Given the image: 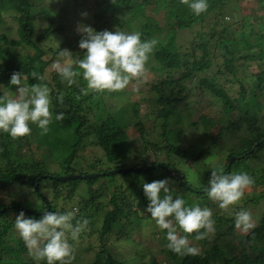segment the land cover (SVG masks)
<instances>
[{
	"label": "trees",
	"instance_id": "1",
	"mask_svg": "<svg viewBox=\"0 0 264 264\" xmlns=\"http://www.w3.org/2000/svg\"><path fill=\"white\" fill-rule=\"evenodd\" d=\"M257 1L260 5L259 9L264 10V0ZM230 2L232 1L208 0V10L200 16H195L187 5L180 3V0H100L96 7L93 6L95 11H93L91 25L97 31H114L115 29L125 32L139 31L142 33V40L154 39L156 41L146 68L150 67L159 75L158 79L151 84L152 90L156 93V103L159 106L157 119L162 118L167 123L172 115L180 116L181 111L186 112L187 108H191L187 102L191 91L187 87V82H192L203 90L208 89L220 98L227 112L237 110L240 113L236 121L230 122L228 126L242 129V122L245 121L249 130H257L259 122L264 119L261 117V110L264 108V16L252 19L251 15H247L241 20L238 29L228 20L236 16V10L233 5H230ZM35 6L34 0H0V23L4 22L3 14L6 13L17 24L15 35L11 32V37L7 33L10 27L0 31V94L9 96L13 94L12 97L16 95L17 86L13 85V88H7L13 73H22L29 86L46 84L51 90V111L54 115L62 113L63 119L53 120L46 135H41L40 129L36 125H30L37 139L43 140L49 145L50 140H55L54 134L57 138L68 136L57 140L74 138L76 141L74 145L78 147L82 140L93 137L106 152L107 159L112 163L117 162L124 156L128 148H131L128 146L129 136L126 130L129 121L121 119V122H118L116 118H113L111 112L106 110L107 105L111 106L113 101L108 102L107 96H102L104 93L87 90L86 81L82 77H77L76 83L71 86L66 82H61L60 76L55 71H50L48 77L51 59L45 58L46 48L41 43L43 40L50 39L53 33L61 31L64 25L55 26L54 14L48 9L41 8L38 13H35L37 15H34L32 10ZM39 16L47 18L49 23L47 27L40 30L38 35H35ZM160 17L162 19H159ZM196 26L198 28L194 31L189 45L183 48L177 42L178 32L191 30ZM38 29H40L39 26ZM83 52L84 50H81L78 53L77 59L83 58ZM252 66H256L257 69L253 71ZM39 76H44L45 79L39 80L37 78ZM235 84H238L239 87L234 95L230 92V88L232 89ZM1 86L6 90H1ZM91 111L93 118H96L94 121L89 119ZM105 112L108 114L106 115ZM126 112L128 111L119 112L117 118H120V115L125 117ZM136 118L138 119V115ZM135 126L140 127L141 135L151 149L160 148V144L156 141L145 139L140 120L135 123ZM25 137L29 138V135ZM171 139L173 140V138ZM258 141H261L259 145L256 144ZM18 143H21L20 138L13 140L7 133H0V184L2 186H12L13 182L19 181L34 188L36 180L41 175L56 176L55 173L45 172L46 161L33 158L25 159L22 146ZM251 144L249 148L244 147L245 151L237 152L236 161L243 159L244 166L240 169L239 165L236 172H246L254 180L252 185L257 187L264 185V158L259 165H255L249 159L255 156L257 150L264 145L263 137ZM166 148L174 154L188 155V151L179 148L176 141L171 142ZM233 155L230 154L229 157ZM73 157L69 154L62 158L63 163L68 164L67 168L71 167L69 164ZM235 162L231 164L230 170L228 169L229 158L226 164L223 162L222 167L225 173H232L233 166L236 165ZM158 171H161L162 175ZM69 172L70 169L67 173ZM123 174H135L136 176L145 174L147 176H144L143 181L136 179L129 184L123 183L120 189L117 188L119 192L111 197L110 211L105 214L101 228L96 227L95 215L101 211L102 201L97 207L94 206L92 215H78L73 220L75 225L77 221L87 219L85 234H96V243L100 242L98 248L87 249V251L92 250L95 253L90 264H125L123 260L118 259L109 251V235L115 229L118 234L117 239L120 240L123 237L124 228L122 225H130L133 223L131 218L138 217L142 212L149 216L145 211L148 201L142 190L144 182H151L167 176L173 182L172 194L174 196L183 195L182 198L186 199L187 196L178 191L186 190L184 192L192 195L196 192L193 187L184 186L179 178L158 165L153 169ZM184 178L188 183L185 175ZM46 179L58 181L47 176L41 183ZM89 181L92 182L93 179H89ZM107 188L109 187L97 189L100 198L105 197ZM66 190L67 197L73 196L77 187H68ZM40 192L46 198L42 199L44 201L42 210L65 212L63 207L56 209L41 189ZM92 193L93 191H91ZM36 194L41 199V195L38 192ZM199 198L201 200L198 201V205L202 208L213 207L211 204L213 202H206L202 196ZM251 200L253 202L264 200V190L256 193ZM46 202L49 203L50 210H47ZM92 204L88 199L84 202L83 207L89 210V208H94ZM3 207L6 209L1 211ZM21 208L19 203L14 202L0 205V264H35L33 260L23 254L21 246L24 244L18 245V240L21 238L14 227L15 219L6 218L10 209L24 211ZM24 212L27 215L26 211ZM41 215L42 213H33L28 216L39 219ZM212 218H216L218 223H221L219 225L224 224L227 227L225 232L217 235V240L228 232L236 230L234 217L213 214ZM261 220L263 222H259L247 234L241 235L240 239L244 242L242 257L232 254L228 256L224 247H221L217 241L209 248H203L196 256L178 255L168 248L164 250L165 256L175 264H218V261L225 264H264V219ZM165 237L166 230H164L163 241L167 245ZM188 238L195 239V233L189 235ZM207 241L208 239L205 238L198 242ZM249 249L252 250V253L248 252ZM81 251H78L79 254L82 253ZM78 257L79 255L74 256L72 264H75ZM149 264L161 263L153 258Z\"/></svg>",
	"mask_w": 264,
	"mask_h": 264
},
{
	"label": "rangeland",
	"instance_id": "2",
	"mask_svg": "<svg viewBox=\"0 0 264 264\" xmlns=\"http://www.w3.org/2000/svg\"><path fill=\"white\" fill-rule=\"evenodd\" d=\"M98 1L100 0H34L36 4L32 10L34 15H37L35 13H38L41 8H45L54 14L55 26L60 24L64 25L61 31L53 33L50 39L43 40L41 43L42 46L46 48L45 58L48 60L51 59L47 74L48 77L50 76V71H55L52 68V64L60 59L58 56L59 47L61 50L68 49L72 52L71 58L74 61L77 59L78 53L81 52L78 46L81 36L76 31L77 23L80 22L91 25L93 11H95L93 6L96 7ZM231 1L230 5H233L236 10V16L228 20L238 29L241 20L245 16L251 15L252 19H258L264 16V10L259 9L260 5L257 0ZM254 11H256L255 13H257V15H255ZM84 12L88 13L87 17L82 16ZM3 17L5 19H3L4 22L0 23V31L10 27L7 32L9 37H11V32L15 35L16 22L6 13L3 14ZM40 17L41 16H39V18ZM159 19H162V17ZM48 23L49 21L47 18L37 19V31L35 35H38L41 32L40 30L47 27ZM38 26L40 29H38ZM197 28L198 26L191 30L179 31L177 38L178 44H181L183 48L187 47ZM146 69L144 77L141 80L131 81L125 90L120 92H104L102 95L107 96L108 102L113 101V104H110L111 106L107 105L108 108H106L108 112H111L113 118H116L118 122H121V119L129 121L126 128L129 136L128 146L133 148H128L126 151L127 154L125 153L120 160L113 163L110 162L107 159L104 149L93 137L82 140L77 147L74 145V143H76L74 138L69 140H57L64 139L68 136L57 138L54 134L55 140H50L51 143L48 145L43 140H38L34 132H31L29 138H20L21 143H18V145L20 144L22 146L23 154L26 156L25 159L33 158L35 160L46 161L44 164V166H46L44 169L45 172L55 173L56 176H64L71 173L86 175L107 172L121 167L136 168L152 164H164L167 167L170 166L169 168L173 170L174 173L185 175L188 185L193 187L196 192H203V188L207 185L211 175V165L222 166L226 164L228 158L236 159L238 157L236 155L237 152L245 151V146L249 148L252 142L262 137L264 140V119L259 122L257 130H249L245 121L242 122V129H235L234 127L228 126L230 122L236 121L240 113L237 110L227 112L220 98L208 89L203 90L192 82H187V87L191 90L187 102H189L191 108H187L186 112L181 111L180 116L177 114L172 115L171 119L167 122L168 124L162 118L157 119V109L159 106L156 103V93L152 90L151 84L158 79L159 75L150 67ZM251 69L255 71L257 68L256 66H252ZM9 87L13 88V85L9 83L7 88ZM238 87L239 85L235 84L232 89L230 88V92L235 95ZM1 88V90H6L5 87L1 86ZM11 95L13 94H10V96ZM13 97H15V95ZM124 111H128L125 117L120 115V118H117L118 113ZM261 111V117H264V108H262ZM184 113L186 114L184 115ZM105 114L107 115L108 113L105 112ZM136 115H138V119ZM89 119H92V121L96 120V118H93L92 111L89 113ZM136 120L142 122L145 139L148 141H156L160 144V148L155 147L151 149L148 146V143L141 135L142 130L140 127L135 126ZM169 136L173 138V140ZM177 138L178 140H176ZM175 141L179 148L188 151L187 156H181L177 153L174 154L166 148L167 145ZM260 143L261 141H258L256 144L259 145ZM69 154L74 157L70 159L71 164H69V167L70 165L71 167L67 168L68 164L63 163L62 158ZM230 154L234 155L229 157ZM263 158L264 145L257 150L256 155L252 156L249 161L251 160L255 165H259ZM240 160L241 161L235 160L236 162H232L236 163V165L233 166V174L238 173L236 172V168L239 165L238 168L244 166L243 159ZM69 169L70 172L67 173ZM158 173L161 174V171H158ZM144 176L147 175L140 174L136 176L135 174L126 175L123 173H116L91 178L93 179L92 182H90L89 179H72L70 180L72 182L68 180L56 182L46 179L40 183V189L50 199L56 209L63 207L66 212L70 211L72 208H78L79 211L76 213V216H83L85 214L92 215L93 209H95L97 205H100L102 201L101 204L103 206L100 207L101 211L95 215L97 220L96 227L101 228L105 214H108L110 211V199L116 192H119L117 188L120 189L123 183L126 182V184H129L136 179H141V181H143V179H145ZM171 184L173 185L172 181ZM68 187H77L73 196L67 197L66 188ZM103 187L109 188H107L105 197L100 198L97 189ZM261 190H264V185H258L257 187L250 185L245 190L238 204L229 206L228 209H221L219 207V202L210 200L206 193L199 194L194 192L192 195L191 193L184 192L186 190L178 192H183L182 194L187 196L185 201L189 206L198 204V201L201 200L199 196L205 198L206 202H213L211 203L213 207L210 209L216 216L226 215L234 217L235 213L239 210H247L252 214L253 222L257 226L259 222H263L261 219H264V200L253 202L251 198L253 199L254 195ZM91 191H93L92 194ZM36 193L35 187L32 188L19 181L13 182L12 186L8 187H4L0 184V205L14 202L19 203L22 206L21 209L26 211L27 215L42 213V211H44L42 210L44 201L42 198L40 199ZM179 196L182 197L183 195ZM88 199L93 203L92 206H95L94 208H89V210L83 207L84 202ZM5 209L6 208L3 207L1 211ZM19 212L20 211L15 209H10L6 218L15 219ZM231 213L232 215L234 214V216H232ZM131 221H133V223L130 225H122L124 228L123 237L120 240L117 239L118 234L115 229L113 233L109 235L110 241L108 242V249L115 257L123 260L125 264H149L153 258H156L161 264H175L173 261H169L166 258L164 250H167V247L163 241L164 231L158 229L150 215L146 216L142 212L138 217L133 216ZM214 221L215 232L208 234L206 237L208 241L201 243L190 238L189 240L192 244L201 252L203 248H209L210 245L217 241L221 247H224L228 256L232 254L242 257L244 242L241 241L240 237L242 234H247L250 230L247 233H243L236 229L231 233L228 232V234L217 240V235L221 232H225L227 227L224 224L219 225L221 223H218L216 218ZM69 242L73 247L74 256L79 255L75 264H90L94 259L95 253L92 250L87 251V249L98 248V244H100V242L96 243V234H85V229L80 233L78 240H69ZM23 244L24 242L22 239H19L18 245L20 246ZM21 250L28 259L33 260L28 255L25 245L21 246ZM80 250H82L81 254L78 252ZM248 252L252 253V250L249 249ZM218 264L225 263L218 261Z\"/></svg>",
	"mask_w": 264,
	"mask_h": 264
},
{
	"label": "clouds",
	"instance_id": "3",
	"mask_svg": "<svg viewBox=\"0 0 264 264\" xmlns=\"http://www.w3.org/2000/svg\"><path fill=\"white\" fill-rule=\"evenodd\" d=\"M180 3L187 5L195 16L209 8L208 0H180ZM87 15V12L82 13L83 17ZM76 31L81 36L78 46L84 50L83 58L74 61L72 52L59 47L60 59L52 64V68L61 82L71 86L77 77H82L87 90L104 93L123 91L131 81L144 77L156 45L154 39L142 40L139 31H97L80 22ZM37 78L45 79L44 76ZM9 83L17 86L16 95L0 94V133H7L15 140L30 135V125H36L40 134L46 135L53 120L63 119L62 113L54 115L51 111V90L46 84L29 86L22 73H13ZM210 170L211 175L203 191L210 200L219 202L221 209L238 204L245 190L254 183L246 172L225 173L220 165H211ZM142 190L148 201L145 211L158 229L166 230V247L178 255H198L199 249L188 237L195 233V240L199 241L215 232L211 209L198 204L189 206L181 196H174L167 176L144 182ZM78 211V208L63 213L42 211L39 219L26 215L24 211L16 215L14 227L35 264H72L74 252L69 238L78 240L88 224L87 219L73 224ZM255 226L249 211L241 209L235 213L234 227L237 230L247 233Z\"/></svg>",
	"mask_w": 264,
	"mask_h": 264
},
{
	"label": "water",
	"instance_id": "4",
	"mask_svg": "<svg viewBox=\"0 0 264 264\" xmlns=\"http://www.w3.org/2000/svg\"><path fill=\"white\" fill-rule=\"evenodd\" d=\"M235 160H236L235 158L229 159V164H228V169L229 170L231 168L232 162L235 161ZM158 166L164 167L172 175H174L175 177L179 178V180L181 181V183L184 186L190 187L188 185V183L185 181V178H184V175L183 174L174 173L173 170H171L169 167H167V166H165L163 164H160ZM155 167H156V165L152 164V165H147V166H144V167H136V168H134V167H121V168H116V169H113V170H110V171H107V172L93 173V174H86V175H83V174H74V173L67 174V175H64V176L41 175L36 180L35 190L41 195V198L43 200H45L46 199L45 196L40 192V183L47 176L53 177L55 180H58V181H66V180H71V179H91V178H96V177L103 176V175H110V174H116V173H127V172H131V171L140 172L142 170H149V169H153ZM47 204H48L47 210H50L51 207H50L49 203H47Z\"/></svg>",
	"mask_w": 264,
	"mask_h": 264
}]
</instances>
